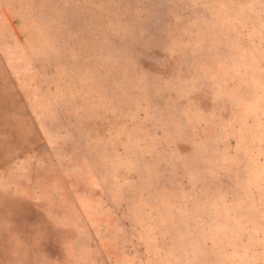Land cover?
<instances>
[{"label":"rangeland","instance_id":"374dc122","mask_svg":"<svg viewBox=\"0 0 264 264\" xmlns=\"http://www.w3.org/2000/svg\"><path fill=\"white\" fill-rule=\"evenodd\" d=\"M0 264H264V0H0Z\"/></svg>","mask_w":264,"mask_h":264}]
</instances>
